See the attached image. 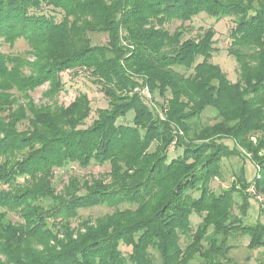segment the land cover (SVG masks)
I'll use <instances>...</instances> for the list:
<instances>
[{"label": "trees", "instance_id": "16d2710c", "mask_svg": "<svg viewBox=\"0 0 264 264\" xmlns=\"http://www.w3.org/2000/svg\"><path fill=\"white\" fill-rule=\"evenodd\" d=\"M202 14L233 20L236 83L212 62L213 27L186 37ZM98 34L107 43L94 45ZM18 40L29 49L2 52ZM67 71L86 72L108 100L89 126L88 95L56 102ZM46 84L50 103L37 105L31 93ZM172 147L181 153L169 160ZM242 152L254 178L242 168L214 191L223 160ZM106 164L108 178L72 177L57 193L56 170ZM250 188L264 195V0H0V264H239L237 236L264 248V224L248 222ZM100 205L114 211L80 219Z\"/></svg>", "mask_w": 264, "mask_h": 264}, {"label": "rangeland", "instance_id": "374dc122", "mask_svg": "<svg viewBox=\"0 0 264 264\" xmlns=\"http://www.w3.org/2000/svg\"><path fill=\"white\" fill-rule=\"evenodd\" d=\"M41 13L45 15H53L50 9L43 7ZM57 21H61V15H57ZM182 26L181 22L175 21L167 26V29L170 32H174L176 29ZM186 31L187 38H197L203 34L204 31L209 28H214L216 31L215 36V49L217 52L213 55L212 62L216 65H219L222 70L228 75V79L232 83H236L239 79V69L236 63V60L228 54V49L231 46V38L230 33L232 28L234 27L232 19H223L219 22L216 21L215 18L209 17L206 14H202L194 18L191 23H187L184 25ZM92 43L94 45H102L107 43L106 35H92L91 36ZM29 48L24 41L18 40L15 46L12 48L9 45L5 44L2 47V52L6 54H18L24 51H27ZM181 70V69H178ZM27 72V71H26ZM184 72V71H183ZM63 82L66 88H68V95H70L73 99H75L79 94L88 95L91 101L92 113L90 118L88 119L86 126L91 125V123L97 118L98 110L105 109L108 107V100L104 96L101 91L99 85L94 83V79H90L86 72L79 71H67L62 76ZM72 81V82H71ZM49 89V84L38 88L35 92L31 93V96L34 102L37 105L49 104L50 102L44 98V93ZM64 95H59L57 97L56 102L58 105L66 106L64 101ZM155 107H159L162 105L163 101L155 96ZM158 104V105H157ZM69 106V105H68ZM134 113L130 112L127 117L122 119L125 123L131 124L133 121ZM214 114L211 109H207L203 115L202 122H209L213 120ZM260 138V137H259ZM258 138V139H259ZM258 139H252V143L255 145ZM230 147H233V142L229 140L224 141ZM242 151V150H241ZM180 150H175L173 147L170 149L169 160L176 158L180 155ZM243 157H247L245 152H242ZM249 156V155H248ZM222 178L215 180L212 185V188L216 192H222L224 190L230 189L232 183L235 180V174L240 173V170L243 168L246 171V178L248 181H251L256 173L259 171L257 167L248 159L243 158H231L225 159L222 163ZM110 173V166L108 164L104 166L93 165L87 169H82L79 166L73 165L69 167L67 170H56L55 177L53 179V184L56 187L57 193H61L64 191L65 187H67L70 183V179L72 177H76L79 180H90L91 178L100 179V178H108V174ZM248 193L251 195V209L249 210L248 222L254 224L256 222H262L264 224V195H256V190L254 188H250ZM238 201H241L237 198ZM240 203V202H239ZM121 209H125L128 205L120 206ZM114 210L109 208L108 206H97L87 210H81L79 213L81 220H92L94 223L97 218L102 217L106 214H111ZM10 219L15 223H23L22 219H20L15 214H9ZM192 222L194 224V228L199 224L200 219L198 217H193ZM73 228L79 229L78 221L73 223ZM250 239L247 236H237L235 240L231 242L233 246V250L231 252V256L239 263V264H259L264 262V248L252 250L249 248ZM182 246H186V241H182ZM122 251L124 253H128L131 251V248L122 246ZM158 260V258H157ZM191 264H202L201 261H192Z\"/></svg>", "mask_w": 264, "mask_h": 264}, {"label": "built area", "instance_id": "2783aa9c", "mask_svg": "<svg viewBox=\"0 0 264 264\" xmlns=\"http://www.w3.org/2000/svg\"><path fill=\"white\" fill-rule=\"evenodd\" d=\"M139 92H140V94L142 96L145 97V99L147 100V102H149L151 105H153V103H152V96H151V93L149 92L148 89H145V90H142V91H139ZM64 101H65L66 106H68V105H70L72 103L73 98L70 95L65 94L64 95Z\"/></svg>", "mask_w": 264, "mask_h": 264}]
</instances>
